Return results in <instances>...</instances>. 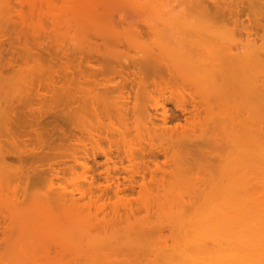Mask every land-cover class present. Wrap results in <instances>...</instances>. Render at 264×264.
Returning <instances> with one entry per match:
<instances>
[{
  "label": "bare ground",
  "instance_id": "6f19581e",
  "mask_svg": "<svg viewBox=\"0 0 264 264\" xmlns=\"http://www.w3.org/2000/svg\"><path fill=\"white\" fill-rule=\"evenodd\" d=\"M199 2L0 0L2 43L13 28L17 38L25 39L24 48L27 42L32 50L37 47L31 52L28 46L30 54L37 56L42 48L46 56L55 55L63 61L57 64L60 73L66 65L71 68L64 71L65 86L70 75L82 77L78 80L82 85L76 77L69 79L72 84L77 81L74 91L82 99V112L90 107L100 118L106 117L107 113L97 112H106L104 104L110 98L120 119L119 127L113 123L117 128H107L109 118L99 119L93 113L94 122L89 117L85 122V110L83 121L80 118L75 125L82 139L62 164L57 161L63 166L60 171L53 163L51 178L55 177L42 196L25 204L23 192L15 193L19 182L13 187L15 179H10L12 185L9 179L0 184V203L11 211L9 229L0 234V264H264V26L252 21L257 28H242L236 20L231 28L222 26L217 4L213 3L212 14ZM140 30L147 33L148 44L145 39L134 42L140 41ZM42 34L38 39L43 42L35 46V37ZM12 35L8 38L17 41ZM26 35L34 38L28 41ZM49 36L53 48L46 41ZM111 39L127 40L128 46L134 42L133 55L127 54L133 63L151 64L156 76L165 74L170 83L166 86L163 78L162 84L153 81L151 94L139 80L129 100L132 90L123 78L120 83L114 78L102 80L105 83L101 76L100 81L95 79L102 71L95 65L101 50L120 45L111 48ZM114 51L107 57L113 61L105 66L121 77L127 68L122 60L128 57ZM25 78L23 86L32 80ZM172 84L186 91H174ZM11 94L8 103L19 105L16 100L23 97ZM8 114L0 110V138L11 131Z\"/></svg>",
  "mask_w": 264,
  "mask_h": 264
},
{
  "label": "rangeland",
  "instance_id": "374dc122",
  "mask_svg": "<svg viewBox=\"0 0 264 264\" xmlns=\"http://www.w3.org/2000/svg\"><path fill=\"white\" fill-rule=\"evenodd\" d=\"M199 1L200 2L198 4L201 5V3H203L202 5H204V7H206L208 10H210L212 12V14L214 13V9H215L214 4L215 3L217 4V16H218L217 18L221 21V23H224V25L222 24V26H226V27L231 28V27H233V25H231L232 24L231 22H234L235 20L239 23L240 26H242V28L243 27L244 28H248L249 27L251 29L257 28L258 26L257 25H256L257 27L255 26L256 22H253L254 23L253 24L252 21H262L261 24L264 26V24H263L264 23V0H253V1L252 0H227L228 2L226 0H199ZM220 25L221 24L219 23V26ZM10 27H7L6 29H9ZM6 29L3 28L2 30L6 31ZM10 30L11 29L7 30L9 32V34H10ZM12 30H11V32H13L12 34L15 35L13 28H12ZM257 32H259V34L260 33L262 34L260 28L258 29ZM139 33L140 34L138 36H141V38L140 37H137V38H140V41L138 39V40H136L134 42L136 43L138 41V42L141 43V42H143V39H145L143 43L144 44H146V43L148 44L149 43V41H148L149 38H148V36L145 37V34L147 35V33L145 31L143 33V30H140ZM6 34H7V32H6ZM12 34H10V35H11V37L13 39V35ZM16 35H17V33H16ZM16 35H15V37H16L17 41L16 40H12V39L10 40L11 37L9 35H6L7 39H9L8 41H6V38H4L5 39V42L4 43H2L4 40L2 42L0 41L1 42L0 43V108H1L0 110H5L6 114H8V112L10 111L8 109H13L14 108L13 110H11V112H9L10 114H8V116L9 115L11 116V118H10V122H11L10 123V126H11L10 130L11 131H10L9 135L7 134L6 137L3 136L5 139L3 137L0 138L1 139L0 140V144H1L0 145V155H1V157H0V172H1L0 173V181H1V183L0 184H2V183L4 184L5 182H7L6 180H8V179L9 180L10 179H12V180L15 179L14 180V183L15 184L12 185L11 184V180H10L9 183L12 185L11 187H13L14 185H16L19 182V185L17 184L19 188L17 187L18 190L15 189V193L17 191L18 192V195H19V194H22V192H23V195H25L24 197L26 199V203L25 204H27V202L30 199H32L34 197L42 196L41 194L44 193V190H45L48 182L55 177V174L54 175L52 174V176H54V177L51 178V173H53V171L51 169L55 166L54 164H58V166H56L57 168L56 167L53 168L54 171H55V168H56V171L57 170L60 171V168L62 169L63 166H61L60 163L57 162V161H60L61 164H62V161H64V158L66 159L65 156H67V154L69 152H70L69 154H71L73 152V151H71V148L72 147H76V145H77L76 143H78L76 141L77 140L79 141V139H82V137L79 135V132L77 133V131H78L77 130V127L78 126L76 127V130L77 131L75 130V125H78L76 123H79L80 122L81 116L82 115H86L85 113L87 112V117L84 118V116H82V118L83 119H86V118L89 117L90 118L89 120L91 121L92 119H94L93 118L94 117L93 114L96 113V110H95V113H93L94 111H92L90 109V107L89 108L86 107V109H85L86 112H85V110H84V112H82L83 111V107H82L83 104L81 103L82 99H80L81 97L79 98L77 96L79 98V100H80V103H79L80 105H79L78 104V102H79L78 101V98L75 97V95L77 94L76 92H77L78 88L74 84H76V82L78 80L82 79V77L77 78V76H75V75L73 76V75H70L69 74L70 75V78L73 76L71 78V80H73L74 77H76L77 78L76 79L77 81H75V83L73 81V84H72V82L69 83L71 80L69 81L70 78L68 79V77H67V86H65L66 83H64V82H66V76H68V74L66 75V73H67V70L68 69L69 70L71 69L70 68V65H66V66L69 67L68 69H66L67 67L64 66L66 71L63 70V68H62L63 66L61 67L62 70H63L62 73H65L66 72L65 74L61 75L62 73L59 72L60 69L58 70V66L59 65H57V64H59V62H61V60L55 59V55H52V54L46 56V52H45L46 50H43L45 52V55H44V53H42L43 54L42 55L41 54V51H42V48L41 47H43V46H40V47L38 46L39 48H41V51L39 50L40 53L37 54L38 57L36 56V53L30 54L33 50H37L38 51L37 47L36 48L33 47V50H32V45L30 46V43L27 44L28 42L26 41L27 42L26 43L27 47L24 48L23 47L24 45L22 46L21 43L25 39L20 40L21 36H20V38H17ZM8 36L10 38H8ZM26 36L28 38V41H29L30 38H34V36H31V35H30L31 36L30 38H29L28 35H26ZM26 36H25V38H26ZM41 36H43V34L40 35V36H38V37H35V39H38ZM49 37H50V40L48 39L46 41L50 42V44H52V43L54 44L55 43L54 41L51 43V38L52 37L51 36H49ZM123 39L120 42L117 41L118 45L120 44L119 46L117 45L116 40L113 41L112 39H111L112 40V43H116V44L114 46H113L112 43L110 44L111 48L112 47H115L116 45L118 46L115 49L112 48V50H115L114 52H116L117 55H118V53L120 55V53L122 52V54H124V56L128 57V59L122 60V61H124V64L127 63V64H125L127 66V68L122 71L123 74H121V77H119L117 74H114L112 71L107 70V68L105 66L106 65L105 63H108L110 61L111 62L113 61V57H112V59L111 58H107L108 57V53L111 54L112 53L111 52L112 50L109 51L110 49L107 48L108 47L106 45L107 43L105 44V42L102 41L106 45V47H105L106 48V51H104L105 48L104 49L102 48V47H104L103 45H101L103 43L96 44L97 48L99 47V50L101 48L103 49V50H101L103 53L100 51L102 54L100 53L99 56L97 57V59L95 60L96 61L95 65L97 64L98 65V69L99 70L102 69V71L100 70L98 72V74L95 72L97 76H94V78L97 77L98 80H99V78H100L99 76H101V78H102V79L100 78L101 81L102 80H106V81L108 80L109 81V80H112L114 78L115 81H117V82L119 81V83L121 82V79L123 78L122 81H126L127 87L133 91V92L131 91V94L129 95V100H132V98H133L132 93H134L136 91L135 90L137 88L136 82L137 81L139 82V80H140V83L142 82L145 85L144 86L142 84L146 89L143 86L142 87L146 91H147V89H148V91L150 90L149 92H151V94H154V93H152V90H151L153 88V86H155L156 84H162L163 83L162 81H159V79L163 78L165 80V84L167 86V83L169 84L170 82H169V80H167V77H165V74H163L162 76H161V74H159L158 76H156L157 73L155 74V72L153 71L154 69H153V67H152L151 64L150 65L144 64L140 60H137L136 62L134 61L135 63H133L132 59H130L132 56H128V55L134 53L133 52V47H132L134 42L133 41H130V43H132V42L133 43H132L131 46L130 45L128 46L129 42L127 44L126 43L127 40L125 41ZM12 41H14V42H12ZM40 41L43 42V39L40 38ZM46 41L44 43L45 44H48V43H46ZM32 42H34V40ZM37 42H39V39L36 40V43L34 42V45L37 44ZM41 42H39V43H41ZM98 42H100V40H98L96 43H98ZM12 43L14 44V48L15 49L13 48V44ZM121 43H122L123 46L121 45ZM53 44H52V47H50V48H53L54 47ZM124 44L127 45V46H125ZM20 45L22 46V49H21V46ZM98 45H101L102 47L100 48V46H98ZM28 46L31 47L30 48L31 49V52H30V49H28L29 48ZM47 46H49V44ZM47 46L44 45V48L45 47L47 48ZM129 47H131L132 50L129 49ZM126 48L129 49L130 52H129V50L127 51ZM24 49H26L27 52ZM116 49H117V51H116ZM47 50L49 51L50 49L47 48ZM121 50H123V51L125 50L127 52L124 51L125 52L124 53ZM24 51L26 53H23ZM37 51H35V52H37ZM50 51H52V52H50ZM50 51H49L50 53H53L54 54V50H50ZM27 53H28V55L30 54L29 56L31 57V59L33 60V62H31L32 60L27 55ZM34 54H35V56H34ZM103 54H105V58H102L101 59L102 56L104 57ZM40 55H42L43 57L42 56L39 57ZM111 55H109V57H111ZM32 56H33V58H32ZM44 57L46 59L45 60H42V59H44ZM49 57H50V59H49ZM51 57L53 59H55V60H52ZM34 58L36 60L35 62H34ZM56 58H57V56H56ZM134 58H136V57L134 56ZM37 59H39L40 61H38ZM47 59H48V62H47ZM41 60H42V62L45 61V63L44 62L42 63ZM28 61L31 63V65L35 63V65H33L34 67L35 66H39V67H35V69L32 71V69H33L32 67L33 66L30 65V68H32L30 70V68H28V66H29V64H28L29 62ZM139 61H140V63H139ZM26 62H27V64H26ZM36 62H40V64L42 65V67H45V68H42L39 63L37 65ZM51 62H53V63H51ZM62 62H61V65L63 64ZM24 63L26 64V66H24ZM47 63L49 64V66L47 65ZM50 65H51V67H50ZM97 65H96V68H97ZM99 66H102V67H99ZM103 66H105V67H103ZM148 66L151 67V68H149ZM25 67H27L28 70L27 69L26 70H23V68H25ZM40 67H41L42 70L39 69ZM54 67H55V70H54L55 72H53V70H52V68L54 69ZM56 67H57V69H56ZM49 68H51L52 71L51 70L49 71ZM149 70L152 73L149 72ZM28 71L29 72L31 71L30 73H33V74H31L32 76L29 75L30 73ZM40 71H42V72L40 73ZM43 71H45V72H43ZM56 72H58L57 73V77L59 78V81L57 80V77H55L56 75L53 74V73H56ZM24 73H26L25 76H23ZM64 76H65V78H64ZM32 77H36V78L33 79ZM115 77L117 78V80H116ZM154 77L158 81V83H157V81H155V79H153ZM157 77H159V78H157ZM22 78H23V80H24V78L25 79L31 78L32 80H30L31 81L30 82L27 79L28 82L26 81V85H25V83H23L24 84V86H23L22 85V81H21ZM52 78H53V80H51ZM45 81H46V83H45ZM52 81H53V83H52ZM62 81H63V83H62ZM80 81H82V80H80ZM80 81H78V82H80ZM106 81H102V82L105 83ZM153 81L156 82V84L154 83L155 85L152 84ZM20 82H21V85L22 86L20 85ZM24 82H25V80H24ZM27 83H28V85H27ZM29 83H31V84H29ZM38 83H40V84H38ZM42 83H43V85H42ZM68 83L69 84H72L73 87L74 88H77V89L72 88V85H70L71 87L68 86ZM151 84L153 86H151ZM15 85H17V86L15 87ZM77 85H79V84L77 83ZM80 85H82L81 82H80ZM84 85H86L85 84V81H84ZM174 85L172 84L171 86H174ZM11 86H13V87H11ZM18 86H21L22 89H21V87L17 88ZM61 86H62V88H60ZM88 86L87 87L85 86V87L86 88H90ZM158 86L160 87V85H158ZM64 87H65V90H68V91H64V89H63ZM80 87H83V86H80ZM163 87H165V86L163 85L162 88ZM177 87L180 88V85L179 86H176V88L174 86L175 89H173V88L172 89L174 91L176 89H177V91L181 90V89H179ZM28 89H29V91H27ZM166 89H168L167 91L172 90L171 88L170 89L169 88H166ZM182 89H184V88H182ZM19 90H20V93H19ZM21 90H23V91H21ZM74 90H76V92ZM79 90H80V88H79ZM140 90L142 92V89H140ZM63 91H64V93H63ZM72 91L75 92V93H71ZM82 91H84V90H81V92L78 91L79 95H80V93H82ZM181 91L184 92L186 90L184 89V90H181ZM6 92H7V94H6ZM11 92H12L11 96H17V97H20V98L23 97L22 98L23 100L22 99L20 100L19 98H18V100H16L17 97L16 98L13 97L15 99H14V101L13 100L12 101L13 102L18 101L17 103L19 105H15L14 106L15 103L13 105H11L10 103H8V101L10 100V98H9L10 96L9 95H10ZM66 92H68V93H66ZM15 93H16V95H15ZM69 93L71 94V96H69L70 95ZM146 93H148V92H146ZM17 94H19V95H17ZM184 96H186V95H184ZM24 97H25V99L27 98L26 101H25V103H24ZM70 97L71 98L73 97L72 99H74V97H75L76 99L72 100ZM83 97L86 98L85 94H84ZM107 100L109 101V103H108ZM107 100L106 101H107L108 105L104 101L105 102L104 105L107 106V107L105 106L107 108V110L105 109L106 112L105 111H103V112L102 111H99L97 113H100V112H101V114L102 113H107V115H105V116L107 118H109V120L106 123H109V121H111L110 122L111 124H109L111 126H105V127H107V128L108 127H114V125L116 127V124L119 127L120 125H119V121L118 120H120V119H118V114L114 111L113 104L112 105L110 104V102H111L110 98L107 99ZM4 101H6L7 103H4ZM116 101H119V100L117 99ZM74 102L77 103V104H75ZM21 103H22V105H21ZM86 103L88 104L89 101H87ZM24 104H26V106ZM71 104H72V106H70ZM170 104H171V102H170ZM170 104H169V107L173 111V109H174L173 103L171 105ZM74 105H76L77 107L74 106ZM100 106H101V104H100ZM5 107H6V109H5ZM7 107H8V109H7ZM87 109L89 111H91V112H89ZM98 109L101 110V108H99V106H98L97 110ZM102 109H103V106H102ZM71 110H73L75 113L73 111H71ZM12 111H13V113H12ZM53 113H56V114H53ZM66 113H67V115H66ZM79 113L81 115H79ZM14 114L16 116H20V117H12V116H14ZM75 114H76V116H75ZM90 114H92L93 117ZM97 115L99 117V114H95L96 118H98ZM103 117H104V115L102 114L101 118H103ZM106 117H104L105 119L104 118L103 119L106 120L107 119ZM14 118H17L20 121L17 120V119H14ZM82 118H81V120L83 121ZM96 118H95V120H96ZM101 118L99 117V119H101ZM12 119H13V122H12ZM77 119H79V120H77ZM103 119H102V122L104 121ZM89 120L86 119L85 122H87V121L90 122ZM117 121H118V123H117ZM93 122H91V123L93 124ZM104 123H105V121H104ZM113 123H116V124H113ZM95 124H93V125L96 126ZM78 129H79V127H78ZM110 129H112V128H110ZM76 134H78L79 136L76 135ZM77 137H78V139H76ZM131 138L132 137H129V139H131ZM7 139H8V141H7ZM101 142H104L103 144H105V141L104 140L101 141ZM73 144H74V146H73ZM1 151H2V153H1ZM26 152H28V154ZM29 152H30V154H32V152H33V154H32L33 156L30 155ZM34 153H35V155H34ZM24 154L26 155V158H25V155ZM28 155L31 158L28 157ZM125 165H127V163H125ZM61 175L62 174H60V176ZM16 178H18V179H16ZM1 179H3V180H1ZM4 180H5V182H4ZM26 181H27V183H26ZM10 190H11V188H10ZM6 195L10 196V193L7 194V192H6ZM7 198H11V197H7ZM0 200H3V199H0ZM10 212H9L8 208L6 209V207L3 204L0 203V234L1 235L3 234V232L5 233V230H7V227L10 225L9 224L10 223L9 222V217H10L9 216V213ZM8 229H9V227H8ZM1 238H2V236L0 237V240H1Z\"/></svg>",
  "mask_w": 264,
  "mask_h": 264
}]
</instances>
